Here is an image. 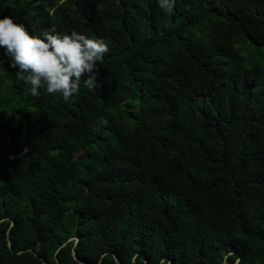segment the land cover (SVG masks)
<instances>
[{"label":"trees","instance_id":"16d2710c","mask_svg":"<svg viewBox=\"0 0 264 264\" xmlns=\"http://www.w3.org/2000/svg\"><path fill=\"white\" fill-rule=\"evenodd\" d=\"M5 16L110 51L101 88L64 101L30 95L0 48V264H264V0Z\"/></svg>","mask_w":264,"mask_h":264},{"label":"clouds","instance_id":"9594fccd","mask_svg":"<svg viewBox=\"0 0 264 264\" xmlns=\"http://www.w3.org/2000/svg\"><path fill=\"white\" fill-rule=\"evenodd\" d=\"M177 0H158L165 15H172ZM0 48L17 69L18 80L30 84V95L39 98L41 89L64 101L80 91L81 81L89 91L101 88L100 64L109 53L102 40L91 39L76 31L61 35L55 29L43 38L31 35L22 23L11 16L0 18ZM104 123H107L105 120ZM160 264H171L161 259Z\"/></svg>","mask_w":264,"mask_h":264},{"label":"water","instance_id":"95a60500","mask_svg":"<svg viewBox=\"0 0 264 264\" xmlns=\"http://www.w3.org/2000/svg\"><path fill=\"white\" fill-rule=\"evenodd\" d=\"M9 245H10V243H9ZM74 258H75V260H77V258H76V256L74 255Z\"/></svg>","mask_w":264,"mask_h":264}]
</instances>
